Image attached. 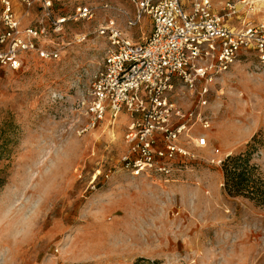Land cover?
<instances>
[{
  "label": "rangeland",
  "instance_id": "1",
  "mask_svg": "<svg viewBox=\"0 0 264 264\" xmlns=\"http://www.w3.org/2000/svg\"><path fill=\"white\" fill-rule=\"evenodd\" d=\"M13 1L22 25L35 21L36 7ZM55 3L60 14L80 4L95 14L66 23L59 60L29 54L17 70L0 67V264H264V206L227 194L221 169L259 133L252 158L264 180V67L243 53L217 79L202 109L210 127L194 126L193 158L170 177L131 175L120 160L128 114L92 125L86 103L109 45L98 25L112 17L141 41L151 20L130 24V0ZM227 4L234 26L264 21V0H213L218 13Z\"/></svg>",
  "mask_w": 264,
  "mask_h": 264
},
{
  "label": "built area",
  "instance_id": "2",
  "mask_svg": "<svg viewBox=\"0 0 264 264\" xmlns=\"http://www.w3.org/2000/svg\"><path fill=\"white\" fill-rule=\"evenodd\" d=\"M18 1L24 13L36 7L38 17L22 25L16 3L0 0L1 68L17 70L29 54L59 60L66 45V23L90 20L95 14L90 5H76L71 13L60 14L55 0ZM130 1L135 14L129 23L135 25L147 16L151 29L141 41H134L112 17L98 25L97 34L109 45L91 79L86 104L92 125L107 112L114 119L128 114L131 122L120 159L128 173L166 179L180 161L193 158L189 144L194 126L210 127L202 109L217 79L243 53H252L264 67V21L234 26L226 18L232 6L227 4L225 12L218 13L213 0ZM177 93L188 101L190 95L196 105H180L174 100ZM206 144L205 134L195 139L198 148Z\"/></svg>",
  "mask_w": 264,
  "mask_h": 264
},
{
  "label": "trees",
  "instance_id": "3",
  "mask_svg": "<svg viewBox=\"0 0 264 264\" xmlns=\"http://www.w3.org/2000/svg\"><path fill=\"white\" fill-rule=\"evenodd\" d=\"M262 141L259 133H255L247 143L246 150L228 155L221 162V169L224 179L222 187L227 194L240 195L264 206V180L252 158L256 144Z\"/></svg>",
  "mask_w": 264,
  "mask_h": 264
},
{
  "label": "bare ground",
  "instance_id": "4",
  "mask_svg": "<svg viewBox=\"0 0 264 264\" xmlns=\"http://www.w3.org/2000/svg\"><path fill=\"white\" fill-rule=\"evenodd\" d=\"M199 198H200V196H199ZM208 202V203H207ZM202 203V205H204V206H206V208H210L211 210H212V208H211V200H210V198H208V197H202L201 196V199H200V204ZM210 204V205H209ZM210 211V210H209Z\"/></svg>",
  "mask_w": 264,
  "mask_h": 264
}]
</instances>
